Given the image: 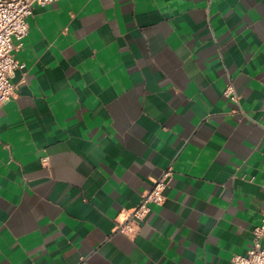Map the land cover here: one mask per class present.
Wrapping results in <instances>:
<instances>
[{
	"label": "crops",
	"instance_id": "1",
	"mask_svg": "<svg viewBox=\"0 0 264 264\" xmlns=\"http://www.w3.org/2000/svg\"><path fill=\"white\" fill-rule=\"evenodd\" d=\"M27 23L0 107V264L246 255L264 213V0H59Z\"/></svg>",
	"mask_w": 264,
	"mask_h": 264
},
{
	"label": "built area",
	"instance_id": "2",
	"mask_svg": "<svg viewBox=\"0 0 264 264\" xmlns=\"http://www.w3.org/2000/svg\"><path fill=\"white\" fill-rule=\"evenodd\" d=\"M59 0H0V107L12 98L17 85L10 80L16 69H22L14 55L17 45H21L28 33L27 18L32 14L35 5L44 6ZM17 42V44H15ZM224 94L234 99L231 87H227ZM170 169L161 177L154 180L149 191L142 197L138 205L131 212V222L142 221L149 212V204H161L164 200L163 191L170 176ZM123 233L133 234L129 223L118 225ZM253 245L246 255H234L232 264H264V213L261 223L253 231Z\"/></svg>",
	"mask_w": 264,
	"mask_h": 264
}]
</instances>
